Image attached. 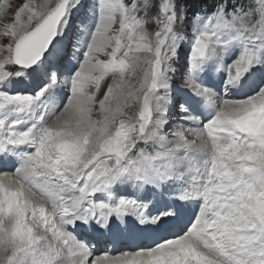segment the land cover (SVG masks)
<instances>
[{
    "label": "snow or ice",
    "instance_id": "obj_1",
    "mask_svg": "<svg viewBox=\"0 0 264 264\" xmlns=\"http://www.w3.org/2000/svg\"><path fill=\"white\" fill-rule=\"evenodd\" d=\"M83 7L0 4V264H264V0Z\"/></svg>",
    "mask_w": 264,
    "mask_h": 264
},
{
    "label": "bare ground",
    "instance_id": "obj_2",
    "mask_svg": "<svg viewBox=\"0 0 264 264\" xmlns=\"http://www.w3.org/2000/svg\"><path fill=\"white\" fill-rule=\"evenodd\" d=\"M82 3L84 4V7L77 13V15L78 14H80V15H78V16H76V19L78 20V19H81V18H83L84 17V13H82V12H86V13H88V8L90 7V3L89 2H87L86 0H82ZM94 3V2H93ZM67 42V40H65V43ZM67 63H65V65H66ZM71 66L72 65H70L69 66V64H67L66 65V67H67V69H71ZM212 81L214 82V83H217V81H216V79L215 78H213L212 77ZM21 84V83H20ZM20 84H17V83H15V84H9L8 85V87H9V89H11V90H16V89H22V90H31L32 88H35V87H37L39 84H36L34 87H31V88H29V89H26V88H24L22 85H20ZM218 86V85H217ZM245 94V92L244 91H237L236 92V95H237V97H241L242 95H244ZM12 169H11V167L9 166V167H0V171H11ZM120 192H125V190L124 189H120L119 190ZM127 191H131V190H127ZM174 191V188H166L165 190H164V192H159V191H157V192H152V191H148V192H146V193H144L143 194V196L141 197V199H144V200H148V199H150V198H154L156 201H158L160 198L161 199H163V200H166V198H167V195H168V193L169 192H173ZM159 202V201H158ZM197 209H195V208H188V209H186V211H185V214H184V216H183V221L184 222H186L189 218H191L192 217V215H193V212L194 211H196ZM112 238H119L120 239V243H117L116 245H115V247L112 249V250H109V253L111 254V255H116V253H117V255H120V249L121 248H124L125 250H138V246H140V245H142V244H146V243H148L149 241H147V240H145V239H143V238H133L134 239V244L131 246V247H128V245L126 244V243H124L122 240H121V238H122V235H121V233H119V232H116V231H114V233H113V237ZM104 243L103 242H101L100 243V245H99V247L101 248V249H104V247L102 246ZM100 254H102V253H100Z\"/></svg>",
    "mask_w": 264,
    "mask_h": 264
},
{
    "label": "rangeland",
    "instance_id": "obj_3",
    "mask_svg": "<svg viewBox=\"0 0 264 264\" xmlns=\"http://www.w3.org/2000/svg\"><path fill=\"white\" fill-rule=\"evenodd\" d=\"M86 1L90 3V6L94 2V0H86ZM3 3H4V0H0V4H3ZM9 3L13 7H15V6H18L21 3V0H9ZM204 7L205 6L201 5L200 9L202 10ZM89 9H90V7L88 8V13L82 12V13H84V17L81 18V19H78V20L76 19V16L80 15L81 13L78 14V15L75 14L74 20L77 21V22H83L84 24H88L90 22ZM81 35H82V33L76 31V24L74 23L73 32L69 33V36L66 38L67 42L65 43L67 45L68 50H69L70 53L73 51V48L77 44V41H78V39H79V37ZM187 47H188V45L186 44L185 45V50H187ZM67 64H69V66L71 65L70 63H67ZM184 64H185V55H184V52L182 51L181 55H180V59H179V61L177 63V72L175 74L174 81H173V83H174V95H176L178 97H181V98L187 95L186 93H183V92H181L179 90V85H180V83L182 81V78H183V75H184V71H185ZM66 65H64L63 71H68L69 70V69H67ZM212 77L213 76L211 75V72H210L209 74H207L205 76V82L209 83V84H212V85H216V83H214L212 81ZM17 84H20V83H17ZM36 84H39V78H33V80L31 82L25 81L24 83H21L20 85H22L26 89H29L31 87H34ZM57 93H58V95L61 94V93H59V90H57ZM242 97H243V95L241 97H238V98H242ZM174 112H175V110L173 109V115H172L173 119H175ZM116 255H117V253H116Z\"/></svg>",
    "mask_w": 264,
    "mask_h": 264
},
{
    "label": "trees",
    "instance_id": "obj_4",
    "mask_svg": "<svg viewBox=\"0 0 264 264\" xmlns=\"http://www.w3.org/2000/svg\"><path fill=\"white\" fill-rule=\"evenodd\" d=\"M193 5L196 7L197 10H201L200 6H206L208 4V0H192Z\"/></svg>",
    "mask_w": 264,
    "mask_h": 264
}]
</instances>
